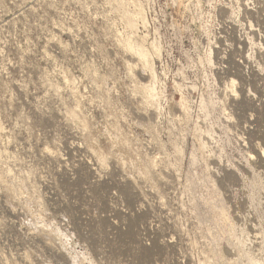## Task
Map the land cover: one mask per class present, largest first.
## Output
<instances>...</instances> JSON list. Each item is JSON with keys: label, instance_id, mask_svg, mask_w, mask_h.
I'll use <instances>...</instances> for the list:
<instances>
[{"label": "rangeland", "instance_id": "374dc122", "mask_svg": "<svg viewBox=\"0 0 264 264\" xmlns=\"http://www.w3.org/2000/svg\"><path fill=\"white\" fill-rule=\"evenodd\" d=\"M0 264H264V0H0Z\"/></svg>", "mask_w": 264, "mask_h": 264}]
</instances>
